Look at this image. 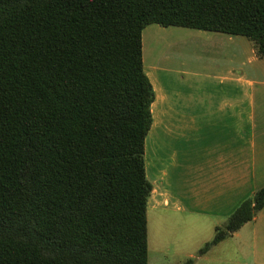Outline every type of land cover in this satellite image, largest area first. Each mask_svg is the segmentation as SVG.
Masks as SVG:
<instances>
[{"label":"trees","instance_id":"16d2710c","mask_svg":"<svg viewBox=\"0 0 264 264\" xmlns=\"http://www.w3.org/2000/svg\"><path fill=\"white\" fill-rule=\"evenodd\" d=\"M153 24L264 59V0H0V264H150ZM263 209L264 186L198 255Z\"/></svg>","mask_w":264,"mask_h":264},{"label":"crops","instance_id":"0c3cea01","mask_svg":"<svg viewBox=\"0 0 264 264\" xmlns=\"http://www.w3.org/2000/svg\"><path fill=\"white\" fill-rule=\"evenodd\" d=\"M170 31L185 33L202 55L180 57L164 38ZM143 41L156 95L146 146L149 209L204 220L215 235L264 186V59L246 37L221 32L153 24ZM229 240L237 241L235 251L215 249ZM226 241L203 256L209 241L200 244L185 261L216 263L234 252L264 264V209Z\"/></svg>","mask_w":264,"mask_h":264},{"label":"rangeland","instance_id":"374dc122","mask_svg":"<svg viewBox=\"0 0 264 264\" xmlns=\"http://www.w3.org/2000/svg\"><path fill=\"white\" fill-rule=\"evenodd\" d=\"M173 33L167 42H171L180 52V57H196L202 55V48L198 44L188 43L185 33ZM201 57V56H200ZM147 146V144H146ZM149 249L150 264H181L186 259L187 253L193 252L198 245H203L214 238L213 230L209 223L200 219H189L179 214L149 209ZM236 240H229L217 246V250H234L238 247ZM229 254V253H228ZM230 257H218L216 263L209 264H247L241 261L234 252ZM227 260L228 263L222 262ZM207 264V263H202Z\"/></svg>","mask_w":264,"mask_h":264},{"label":"bare ground","instance_id":"6f19581e","mask_svg":"<svg viewBox=\"0 0 264 264\" xmlns=\"http://www.w3.org/2000/svg\"><path fill=\"white\" fill-rule=\"evenodd\" d=\"M172 34H173V32H172V31H170V32H167V33H166V35H167L166 37L169 39V38L172 36ZM174 36H176V35H174Z\"/></svg>","mask_w":264,"mask_h":264}]
</instances>
